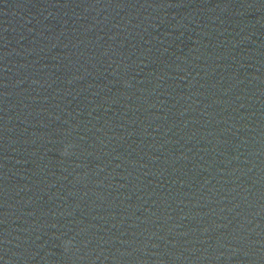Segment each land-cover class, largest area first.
Segmentation results:
<instances>
[{
	"label": "water",
	"instance_id": "obj_1",
	"mask_svg": "<svg viewBox=\"0 0 264 264\" xmlns=\"http://www.w3.org/2000/svg\"><path fill=\"white\" fill-rule=\"evenodd\" d=\"M0 264H264V0H0Z\"/></svg>",
	"mask_w": 264,
	"mask_h": 264
}]
</instances>
